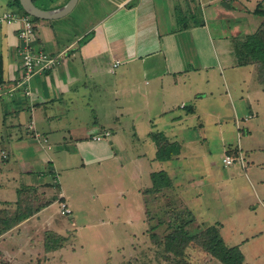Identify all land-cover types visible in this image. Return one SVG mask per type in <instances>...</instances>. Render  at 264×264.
Returning a JSON list of instances; mask_svg holds the SVG:
<instances>
[{"label": "crops", "instance_id": "1", "mask_svg": "<svg viewBox=\"0 0 264 264\" xmlns=\"http://www.w3.org/2000/svg\"><path fill=\"white\" fill-rule=\"evenodd\" d=\"M263 12L264 0H78L60 18L34 21V49L63 60L29 80V95L14 88L18 26L0 23V192H10L0 206L23 202L26 189L53 193L1 235L2 257L29 254L4 242L34 235L37 221L73 231L88 258L74 227L75 200L90 191L105 203L99 222L129 242L148 223L146 202H177L220 235L228 226L243 263L257 264L240 246L264 236V61L244 43L255 36L264 54ZM228 150L242 161L224 164ZM159 171L170 185L156 191ZM56 204L57 216L48 212ZM52 245L44 254L61 248Z\"/></svg>", "mask_w": 264, "mask_h": 264}, {"label": "rangeland", "instance_id": "2", "mask_svg": "<svg viewBox=\"0 0 264 264\" xmlns=\"http://www.w3.org/2000/svg\"><path fill=\"white\" fill-rule=\"evenodd\" d=\"M3 1L0 0V3L3 4V9L12 10L17 8L12 0H5L4 2L7 5H4ZM63 1L65 0H61V2ZM34 3L37 5L40 3L50 5V0H34ZM78 12L77 6L70 16L74 17ZM237 59L240 60L239 58ZM2 149H4V146L0 141V150ZM53 179V176L50 177L52 183ZM96 190L98 191L97 188ZM45 192L46 195H44ZM51 193L52 191L49 192L47 188L34 189V191L26 189L22 197L23 202H18L13 208L9 209L0 206V217L12 218L18 213L34 210L39 203H44L52 199L53 196ZM85 194L88 195L84 197V200H75V219L77 224H75L74 229L78 237L83 240L85 249L88 252V258L80 255L81 249L78 250L80 245H78V241L76 242V234L73 231L57 235L56 233H52V231L51 233L46 231L48 230L46 224L35 221L31 225L34 229V235H24L16 241L5 240L4 242L6 244L4 248H10L12 250L15 248L17 250L25 249L23 252L27 253L29 251V254L23 255V257L17 256L14 259L11 258L13 261L7 262L0 253V264H220L199 245L203 232L201 230L207 225H202L200 222L195 221L192 213L180 205V203L169 202L162 206L160 202H157L152 207H149V210L148 202H146V217L148 218V223H146L141 234H137L129 242L130 240L124 236L117 225H108L99 222L97 217L102 212L100 207L105 205V203L97 197H94L90 191L85 192ZM9 195L10 192H0V199L6 198ZM57 207L58 204L51 206L48 212L56 214ZM78 211H80L79 216L77 214ZM37 212L39 210L35 214ZM191 219L192 221H190ZM36 224L40 225L37 229L34 228ZM213 225L219 230L220 227L218 224L215 223ZM227 227L225 225L223 226L221 236L227 245H235L236 242L232 240L230 230ZM179 228H183L182 230L185 235H192L191 242L183 243L178 239H171L172 234ZM46 238L48 239L46 240ZM45 240L46 242L49 240V244L56 241L61 248L44 254L43 246ZM7 244L9 245L7 246ZM240 248H243L246 261L252 262L253 260L254 262L256 260L257 264H264V236L243 242ZM254 254L258 255L256 259L252 257ZM16 259L17 261H15ZM243 264L249 263L245 262Z\"/></svg>", "mask_w": 264, "mask_h": 264}, {"label": "trees", "instance_id": "3", "mask_svg": "<svg viewBox=\"0 0 264 264\" xmlns=\"http://www.w3.org/2000/svg\"><path fill=\"white\" fill-rule=\"evenodd\" d=\"M13 3L16 5V9L21 12L26 14L21 6L19 5L18 0H12ZM264 13V12H263ZM32 21L34 22L38 18L32 17ZM34 30H35V25H34ZM256 37H248L247 40L245 41L244 45L246 47V52L250 53V55L254 58L257 57L261 61H264V54H261L263 52V48H259L258 45V40H256ZM241 51V50H240ZM238 50V53H240ZM262 55V56H261ZM227 154L233 155L232 150H228ZM151 179L153 182V190H158L159 187L161 186H169L170 181L167 178L166 174L162 171L159 172H154L151 174ZM46 203V202H44ZM44 204L38 205L34 210L28 211V212H21L16 214L15 216L11 217H0V235L6 232L8 229L12 228L16 223H18L20 220L24 219L27 216H30L34 214L36 211H38L41 206ZM1 215V214H0ZM192 221V219L190 220ZM183 228H179L178 230L175 231L174 234H172L171 239H178L181 242L185 243L190 241L193 237L192 235H185L183 233ZM201 231L202 236L199 242L200 247L206 251L211 257L215 258L220 264H243L244 262V257L241 251L235 247V246H228L225 244L224 240L222 239L219 230L215 228V225H207L205 226ZM200 232V231H199ZM176 235V236H174ZM191 242V241H190ZM46 247L49 246V240L45 242ZM52 247H59L60 245L57 244L56 241L52 243ZM2 255V254H1Z\"/></svg>", "mask_w": 264, "mask_h": 264}, {"label": "built area", "instance_id": "4", "mask_svg": "<svg viewBox=\"0 0 264 264\" xmlns=\"http://www.w3.org/2000/svg\"><path fill=\"white\" fill-rule=\"evenodd\" d=\"M0 23L17 24L18 37L21 46L18 54L21 57L22 76L15 84L14 88H22L26 95L30 94L29 80L36 74L44 70L56 68L63 60L62 53L50 54L44 50L34 49L32 45V36L34 34V22L28 14L19 12L17 9L0 12ZM110 133L105 131L103 134H96L92 139L100 140L103 136ZM236 159L242 161L241 156H233L227 153L223 156L224 164H231ZM65 213L69 210L65 208V204L60 205Z\"/></svg>", "mask_w": 264, "mask_h": 264}, {"label": "water", "instance_id": "5", "mask_svg": "<svg viewBox=\"0 0 264 264\" xmlns=\"http://www.w3.org/2000/svg\"><path fill=\"white\" fill-rule=\"evenodd\" d=\"M78 0H67L61 7L57 9H43L38 7L33 0H18L22 10L35 18L39 19H56L69 13Z\"/></svg>", "mask_w": 264, "mask_h": 264}]
</instances>
